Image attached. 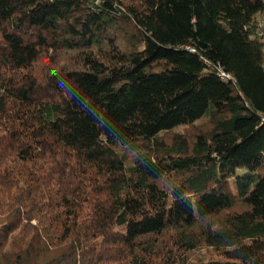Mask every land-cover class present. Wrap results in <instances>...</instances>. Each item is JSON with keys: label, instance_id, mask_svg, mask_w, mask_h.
I'll return each instance as SVG.
<instances>
[{"label": "trees", "instance_id": "1", "mask_svg": "<svg viewBox=\"0 0 264 264\" xmlns=\"http://www.w3.org/2000/svg\"><path fill=\"white\" fill-rule=\"evenodd\" d=\"M0 264H264V0H0Z\"/></svg>", "mask_w": 264, "mask_h": 264}, {"label": "built area", "instance_id": "2", "mask_svg": "<svg viewBox=\"0 0 264 264\" xmlns=\"http://www.w3.org/2000/svg\"><path fill=\"white\" fill-rule=\"evenodd\" d=\"M225 78H228V76L227 75H224V74H222Z\"/></svg>", "mask_w": 264, "mask_h": 264}, {"label": "rangeland", "instance_id": "3", "mask_svg": "<svg viewBox=\"0 0 264 264\" xmlns=\"http://www.w3.org/2000/svg\"><path fill=\"white\" fill-rule=\"evenodd\" d=\"M178 130H180V129H178Z\"/></svg>", "mask_w": 264, "mask_h": 264}]
</instances>
